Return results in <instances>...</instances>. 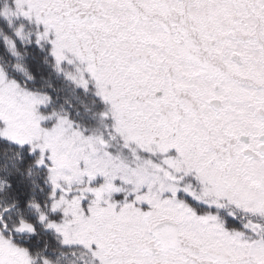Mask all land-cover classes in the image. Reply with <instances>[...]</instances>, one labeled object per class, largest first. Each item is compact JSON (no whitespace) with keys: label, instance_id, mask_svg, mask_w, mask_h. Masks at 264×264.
Listing matches in <instances>:
<instances>
[{"label":"snow or ice","instance_id":"snow-or-ice-1","mask_svg":"<svg viewBox=\"0 0 264 264\" xmlns=\"http://www.w3.org/2000/svg\"><path fill=\"white\" fill-rule=\"evenodd\" d=\"M0 264H264V0H0Z\"/></svg>","mask_w":264,"mask_h":264}]
</instances>
